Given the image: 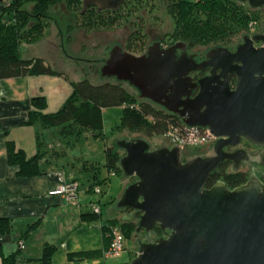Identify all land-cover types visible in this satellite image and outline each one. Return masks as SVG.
Instances as JSON below:
<instances>
[{"label":"water","instance_id":"95a60500","mask_svg":"<svg viewBox=\"0 0 264 264\" xmlns=\"http://www.w3.org/2000/svg\"><path fill=\"white\" fill-rule=\"evenodd\" d=\"M233 1L264 8V0ZM241 40L233 51L209 48L200 62L194 59L196 52L187 54L182 41L167 47L153 41L140 54L115 43L99 68L101 76L133 86L139 99L178 115L186 126L206 127L216 138L204 155L184 161L178 143L151 149L137 136L115 140L123 176L135 177L115 207L132 210L121 219H137L135 231L144 232L128 264H264V183L252 173L233 188L223 180L207 186L225 159L236 167V157L243 155L264 166V149L253 156L223 149L241 139L264 147V21L259 33H243ZM208 66L210 74L193 81L190 73ZM230 73L235 75L233 88ZM156 228L165 237H150Z\"/></svg>","mask_w":264,"mask_h":264},{"label":"rangeland","instance_id":"374dc122","mask_svg":"<svg viewBox=\"0 0 264 264\" xmlns=\"http://www.w3.org/2000/svg\"><path fill=\"white\" fill-rule=\"evenodd\" d=\"M169 1L115 0V3L110 4L108 0H95V2L81 0V3L70 9L63 0L50 6L51 15L44 21L42 36L33 42L20 44L24 58L40 57L45 65L63 72V75L56 81H46L43 78L38 80V90L35 95L45 97L46 107L43 111H56L69 95L71 88L66 81V76L70 80L85 76L96 83L113 81L112 77L100 76L99 68L108 57L109 49L115 43L123 48L130 45L131 52L140 54L153 41H159L162 47L177 42L178 40L172 42L174 18L167 12ZM245 5L241 7V10L247 9ZM252 15L253 20L247 25L248 35L261 31L264 9L257 10ZM242 34L243 32L234 30L217 44L188 47V50L200 56L211 47L224 46L234 49L238 40L242 38ZM254 45L257 46L258 42ZM123 85L131 92H135L127 83ZM121 107L103 108L101 131L82 130L78 136L75 133L67 135L60 133V126L42 128L38 124L35 125L43 144L42 147L45 149L47 168L72 169L73 173L77 174L80 189L88 187L91 182L96 184L94 187L99 186V193H95L92 189L85 193L86 197L93 200L100 198L101 203L99 200L96 202L101 206L102 220L115 216L112 219H115L117 223L115 225L118 226L122 221V212L125 213L128 210L116 208L115 203L124 187L135 181V177L125 178L122 173L118 175L109 172L104 166L106 148L117 150L115 140L136 136L146 140L151 149L163 144L169 147L174 146L167 139L168 137L153 135L145 137L141 133L118 129L116 126L120 121ZM201 145L204 144L181 147L183 151H194ZM118 152L122 153L119 149ZM95 170L98 171L97 177L92 178ZM77 193L73 201H76ZM67 200L72 201L70 198ZM155 235L154 232L150 234L151 237ZM142 239V232L133 231L128 238L124 237L123 251L120 255L111 257L109 261L114 264H128L137 253ZM19 242H24L21 237L14 240L11 247L15 250ZM28 253L30 254V251L27 249L21 251L23 255H29Z\"/></svg>","mask_w":264,"mask_h":264},{"label":"trees","instance_id":"16d2710c","mask_svg":"<svg viewBox=\"0 0 264 264\" xmlns=\"http://www.w3.org/2000/svg\"><path fill=\"white\" fill-rule=\"evenodd\" d=\"M61 1L63 0H0V79L24 75H63L62 71L45 65L40 57L23 58L20 54L22 42H33L42 36L44 21L51 15L49 7ZM64 1L70 9L81 3V0ZM244 5L233 0H170L167 4V12L174 18L172 42L182 41L186 43L187 48L208 46L217 44L234 30L246 33L248 23L253 20L252 13L264 8L251 9L245 5L247 9L243 11L241 7ZM125 48L132 51L130 45H126ZM66 79L71 91L61 106L54 112H44L45 97L32 95L29 100L30 108L25 120L21 122L22 125L38 124L42 128L60 126V133L64 135L75 133L78 136L82 130L101 131L103 108L122 106L120 121L116 126L120 130L150 137L164 136L171 130L182 132L184 129L178 115L159 109L147 99H139L138 91L125 81L113 78V81L96 83L85 76L74 80L66 76ZM123 83H127L136 93L125 88ZM39 138L36 130V150L31 156H27L22 149L16 148L13 141L6 140L7 163L18 167L19 176L46 173L48 161ZM119 156L118 148L117 150L106 148L104 166L109 172L118 175L122 173L118 165ZM97 172V170L94 171L92 178L97 177ZM211 179L214 178L211 176L209 181ZM242 181L244 178L240 177L230 181V185L234 186ZM94 185H96L94 182L89 183L88 190L91 191ZM100 213L88 212L84 218L98 219L101 216ZM134 221H120L119 226L124 237L128 238L135 231L136 222ZM37 223L38 220L28 224L20 237L24 238ZM115 224H117L115 219H109L101 226L105 247L103 249H107L110 242L109 226ZM11 230V219L0 217V234H8ZM154 233L160 234L161 231L156 228ZM54 249V245L44 244L39 257L23 258L19 245L6 254L0 245L1 264H51ZM101 254V249H95L72 252L68 256L72 259H82Z\"/></svg>","mask_w":264,"mask_h":264},{"label":"crops","instance_id":"0c3cea01","mask_svg":"<svg viewBox=\"0 0 264 264\" xmlns=\"http://www.w3.org/2000/svg\"><path fill=\"white\" fill-rule=\"evenodd\" d=\"M20 54L22 56L21 49ZM59 77L24 75L0 79V217H7L12 222L11 232L0 234V245L5 254L12 252L13 241L19 239L28 224L38 220L36 227L22 238L24 247L21 251L27 249L30 254H21V257L37 258L44 244H52L55 249L51 264H114L109 261L113 256L106 255L107 249H103L101 226L115 216L102 220L101 209L100 218H84L91 212L90 204L98 200L101 203L100 198H87V186L80 189V185L76 201L47 194L63 182H78L72 169L46 168L44 174L19 176L18 167L6 160V140L13 141L16 148L22 149L27 156L35 153L36 124L22 125L21 122L30 108V97L37 94L38 80L56 81ZM95 249H101L102 254L82 259L68 256L72 252Z\"/></svg>","mask_w":264,"mask_h":264},{"label":"flooded vegetation","instance_id":"af4514ba","mask_svg":"<svg viewBox=\"0 0 264 264\" xmlns=\"http://www.w3.org/2000/svg\"><path fill=\"white\" fill-rule=\"evenodd\" d=\"M109 2H110V4L111 3H115V0H109ZM241 42H242V40L240 42H238L237 44H239ZM260 44L261 43L258 42L257 46H259ZM189 50H188V48L186 46L187 54L191 55V54L195 53V52L189 51ZM230 50L233 51V50H235V48L234 49H230ZM145 51H146V49H145ZM180 52H181L180 50H178V49L176 50V54L177 55ZM205 52L203 53V55H200V56H198V54L196 53L195 57H194L195 61H197V62L202 61L205 58V56H204ZM210 70H211V67L208 66V67H205L204 69H202L200 71L199 70L192 71L190 73V75L192 76L193 81H196V80H198L199 78H201V77H203L205 75H209L210 74ZM219 70L220 69H216V73H218ZM234 84H235V75L233 73H230L229 74V85H230V88H233ZM196 92H197V87L192 90L191 96H193ZM153 104L156 107H158L159 109L163 110V111L172 113L170 111H167L164 107H162V106H160V105H158L156 103H153ZM172 114H174V113H172ZM214 142L206 143L204 145L198 146V148L196 150H194V151H189V150H187V151L184 150L183 151V148H182V156H181L182 161H184L188 156H191V155H195V154L204 155L211 148V146L213 145ZM223 149L225 151H229V152H233L235 150H243L244 152H246L248 154V156H253V155H256L258 152H260L262 149H264V147L253 145L252 143H250V142H248V141H246L244 139H241V141L238 143V145H236V146H225V147H223ZM236 162H237L236 163V167H234L235 163L233 161L229 160V159H225L222 162H220L219 165L217 166V168L210 174L209 179H210L211 176L214 179L213 180L211 179V181H209V179H208L207 186H210L211 184H213L217 180H223L227 187L233 188V187H236V186L244 183L252 173H254L264 183V166L254 162V161H251V160L245 161L243 155L242 156L238 155L236 157ZM248 166H250V168ZM257 167H258V169H257ZM240 177L244 178V181H242V182H240V183H238L237 185H234V186L230 185V181H233V180H235L237 178H240ZM121 209L128 210L125 213L122 212L121 216L123 214H127V213L132 211V210L127 209V208H121ZM134 220L137 221V219H133L131 221H134ZM140 232H142L143 236H144L143 230H140ZM158 237H165V235H164L163 232H161L160 234H156L152 238H158ZM141 242H143V239H142Z\"/></svg>","mask_w":264,"mask_h":264},{"label":"built area","instance_id":"2783aa9c","mask_svg":"<svg viewBox=\"0 0 264 264\" xmlns=\"http://www.w3.org/2000/svg\"><path fill=\"white\" fill-rule=\"evenodd\" d=\"M184 129L182 132L169 131L164 137H168L167 139L170 141L172 145L178 143V145H197V144H206L212 143L216 140L214 136L210 134L206 127L200 126H186L183 122ZM79 187V183L77 181L71 180L66 181L59 184L56 188L49 190L47 192L48 195H60L65 199L70 198L72 201L75 199V195L77 193V188ZM93 191L95 193L100 192L99 186L93 187ZM90 210L94 213H100V205L97 202H92L90 204ZM108 236L110 238V242L108 248L106 250V255L109 256H119L123 251V242L124 235L118 225H110L108 230ZM20 248H23V242H19Z\"/></svg>","mask_w":264,"mask_h":264}]
</instances>
